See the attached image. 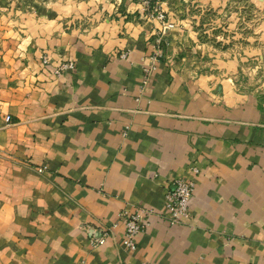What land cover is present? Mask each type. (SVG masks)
Wrapping results in <instances>:
<instances>
[{
	"label": "crops",
	"instance_id": "crops-1",
	"mask_svg": "<svg viewBox=\"0 0 264 264\" xmlns=\"http://www.w3.org/2000/svg\"><path fill=\"white\" fill-rule=\"evenodd\" d=\"M228 2L0 0V264H264L261 31ZM158 12L175 26L143 87ZM175 178L195 189L171 225ZM142 207L130 251L122 213Z\"/></svg>",
	"mask_w": 264,
	"mask_h": 264
},
{
	"label": "built area",
	"instance_id": "built-area-1",
	"mask_svg": "<svg viewBox=\"0 0 264 264\" xmlns=\"http://www.w3.org/2000/svg\"><path fill=\"white\" fill-rule=\"evenodd\" d=\"M140 4L143 10L147 13H150L151 8L153 7L156 0H132ZM152 16V14H151ZM154 17L162 22V29L160 36L154 40V48L151 53L142 57V82L141 85L144 87L149 82L153 73L157 69V65L160 59L163 57V45L166 44V41L162 39V36L165 35L168 29H171L175 26L173 22H167L163 13H156ZM128 53H120V58H127ZM42 62L48 66L47 57H43ZM74 66L72 61H62L57 66L52 68V72L55 75H60L66 70H71ZM5 120L8 122L10 120L9 116L5 117ZM45 170L44 167L38 168L37 172L41 173ZM192 172L197 174L198 169L196 167L192 168ZM195 189V182L192 179L185 178H175L173 179V186L165 194V217L168 220L169 224L175 225L182 223L190 215L189 203L192 197V194ZM153 212L149 208H138L131 213H122L124 219V232H123V245L130 251L136 249V236L144 231L149 226L148 218ZM108 237V231L102 229L97 233L90 234V244L93 247H97L103 244ZM140 264H153L151 262L143 261Z\"/></svg>",
	"mask_w": 264,
	"mask_h": 264
},
{
	"label": "rangeland",
	"instance_id": "rangeland-1",
	"mask_svg": "<svg viewBox=\"0 0 264 264\" xmlns=\"http://www.w3.org/2000/svg\"><path fill=\"white\" fill-rule=\"evenodd\" d=\"M252 0H229L226 11L236 16V22L238 28H245V34L249 31V20L252 16V10H255V27H256V18L259 17L260 31H261V41H260V49H261V61L257 64L255 71L253 74L245 77L246 84L251 83L249 87H246L245 90H257L256 93L260 91V97L262 101L264 100V0H259V3L252 4ZM226 29V27H225ZM226 34V31H223ZM256 86V87H255ZM255 88V89H254Z\"/></svg>",
	"mask_w": 264,
	"mask_h": 264
}]
</instances>
